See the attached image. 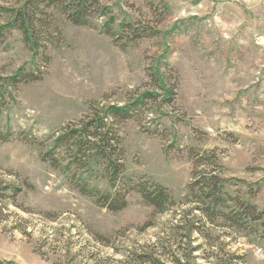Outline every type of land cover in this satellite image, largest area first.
Returning a JSON list of instances; mask_svg holds the SVG:
<instances>
[{
    "label": "rangeland",
    "instance_id": "1",
    "mask_svg": "<svg viewBox=\"0 0 264 264\" xmlns=\"http://www.w3.org/2000/svg\"><path fill=\"white\" fill-rule=\"evenodd\" d=\"M25 1L0 0V8ZM102 5L108 15L94 17L89 28L48 10L55 16L46 20L51 38L40 41L37 53L20 31H1L8 17L0 13V183L21 188L15 205L6 200L0 264H136L133 254L150 246L161 264H174L175 257L187 264H264L262 229L246 236L207 225L192 233L188 250L187 240L179 247L168 236L195 206L183 203L191 148L213 154L227 191L264 211V0ZM164 90L172 91L170 103ZM145 92L155 97L120 131L125 175L161 185L176 205L153 216V208L131 193L127 207L112 213L82 196L71 174L41 161L36 142L81 120L90 102L123 106ZM76 174L111 190L92 173ZM46 212L54 220L44 218ZM95 234L108 243L95 241Z\"/></svg>",
    "mask_w": 264,
    "mask_h": 264
},
{
    "label": "trees",
    "instance_id": "2",
    "mask_svg": "<svg viewBox=\"0 0 264 264\" xmlns=\"http://www.w3.org/2000/svg\"><path fill=\"white\" fill-rule=\"evenodd\" d=\"M102 1L26 0L21 7L16 9L0 8V13L8 17L1 31H20L25 42L32 48L31 50L37 53V50L42 48L40 41H49L51 38V33H47L50 23L46 20L54 19L55 16L52 13L64 17L73 26L89 28L93 25L94 17L108 15L109 10L102 5ZM48 10L53 12L49 14ZM126 27L132 30L130 26ZM138 31H133V37H137ZM107 34L115 36L109 27ZM156 75L157 81L164 85L162 77ZM21 77L24 76L21 75ZM16 78H11V80L16 82L18 81ZM164 95L166 96L164 101L170 103L169 97L172 96V91L164 90ZM154 97L153 93L145 92L136 98H131L123 106H105L90 102L88 112L81 120L65 126L56 137L36 142H39L41 161L49 164L54 170L71 174L69 181L74 188L82 196L92 199L97 207L109 212L123 211L127 207V197L131 193L140 195L143 203L153 208V216L168 212L176 205L175 198L170 191L157 183H149L142 178L125 175V150L120 132L121 127L140 117L147 105L146 101ZM50 141H52L50 144H46ZM189 158L193 163V172L183 203L195 204V206L187 211V215L185 214L181 222L172 227L170 230L172 233L169 231L168 236L176 241L179 240V247L183 245V240H187V250L191 248L192 233L200 232L203 228H207V225H219L222 228L246 234V236L256 234L262 229L264 237V211H260L256 205L227 191V180L215 172L219 169L215 156L191 148ZM93 167L97 169L94 170ZM73 169L74 173L71 171ZM79 172L92 173V176L102 178L111 190L103 191L92 187L87 179L76 174ZM20 191L21 188L18 186L0 183V223L8 215L4 214L7 211L6 203L9 202L6 200L10 199L15 205ZM42 216L49 220L55 218V214L47 212ZM217 221H221L222 224H216ZM150 225L151 222H147L140 228V231ZM183 232L185 234H181ZM94 238L98 243L107 244L109 241L101 234H95ZM149 249L151 251L147 253H134L132 260L136 264H161L155 257L154 247L150 246ZM195 251L194 248L190 252L186 251V257L192 258L191 252ZM173 263L187 264L177 257L173 258Z\"/></svg>",
    "mask_w": 264,
    "mask_h": 264
}]
</instances>
